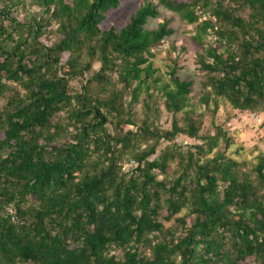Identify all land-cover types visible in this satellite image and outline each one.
<instances>
[{
  "label": "trees",
  "instance_id": "trees-1",
  "mask_svg": "<svg viewBox=\"0 0 264 264\" xmlns=\"http://www.w3.org/2000/svg\"><path fill=\"white\" fill-rule=\"evenodd\" d=\"M120 1L0 0V264H264V152L202 131L177 59L163 82L156 5L101 26ZM159 4L195 25L211 122L218 100L264 115V0Z\"/></svg>",
  "mask_w": 264,
  "mask_h": 264
},
{
  "label": "rangeland",
  "instance_id": "rangeland-1",
  "mask_svg": "<svg viewBox=\"0 0 264 264\" xmlns=\"http://www.w3.org/2000/svg\"><path fill=\"white\" fill-rule=\"evenodd\" d=\"M160 0H121L117 8L111 10L101 26L104 29L114 27L116 29L121 28L129 20V17L140 6L151 3L157 6L158 16L155 19L148 21L149 28H155L158 23L165 19H169V27L174 31V34L168 37L155 52V56L152 59V65L158 69L159 74L164 81H166L168 75V66L171 65L170 59H177L182 69L178 72V76L181 79H187L192 82L191 99L192 106L196 114H202L203 116V129L202 131H208L214 133V126H221L223 130L227 131L232 137L234 144L228 151V154L238 159L239 161H245L246 164L254 162L258 153L264 152V129L261 128L264 115L261 113L252 112H240L233 110L226 102L218 100V110L215 113L213 122H211L210 107L205 108L200 105L197 100L200 97L201 82L203 80L199 71L197 70L196 60L197 56L203 52V47L198 45L193 37L195 35V25H189L185 21H182L178 14L169 11L164 6L159 4ZM176 2H191V0H172ZM204 18H201L202 20ZM54 26L48 25L47 29H51ZM204 39L208 41L211 39L210 35L204 36ZM41 40L50 45L54 37L49 34L47 37H42ZM3 100L0 99V105ZM162 109L161 106L159 108ZM133 112L136 117L139 118L144 114L141 103L134 105ZM159 125L163 128L168 126V117L162 112L159 120ZM193 142L183 137H178L175 140V144L178 145L182 151H185L186 147ZM238 150L236 153L235 150ZM153 157H151L152 159ZM129 160H124L121 163V169L126 172L134 165ZM172 167V166H171ZM161 178V176H159Z\"/></svg>",
  "mask_w": 264,
  "mask_h": 264
},
{
  "label": "clouds",
  "instance_id": "clouds-1",
  "mask_svg": "<svg viewBox=\"0 0 264 264\" xmlns=\"http://www.w3.org/2000/svg\"><path fill=\"white\" fill-rule=\"evenodd\" d=\"M10 209H11L10 207L7 208L8 211H9ZM11 210H12V209H11Z\"/></svg>",
  "mask_w": 264,
  "mask_h": 264
},
{
  "label": "built area",
  "instance_id": "built-area-1",
  "mask_svg": "<svg viewBox=\"0 0 264 264\" xmlns=\"http://www.w3.org/2000/svg\"><path fill=\"white\" fill-rule=\"evenodd\" d=\"M130 163H133L132 161ZM9 212H11V209L9 210Z\"/></svg>",
  "mask_w": 264,
  "mask_h": 264
}]
</instances>
